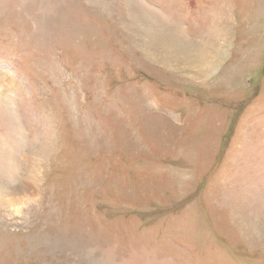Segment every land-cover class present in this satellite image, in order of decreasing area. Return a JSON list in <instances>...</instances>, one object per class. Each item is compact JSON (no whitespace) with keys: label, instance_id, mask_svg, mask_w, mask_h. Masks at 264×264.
Listing matches in <instances>:
<instances>
[{"label":"rangeland","instance_id":"rangeland-1","mask_svg":"<svg viewBox=\"0 0 264 264\" xmlns=\"http://www.w3.org/2000/svg\"><path fill=\"white\" fill-rule=\"evenodd\" d=\"M0 264H264V0H0Z\"/></svg>","mask_w":264,"mask_h":264},{"label":"bare ground","instance_id":"bare-ground-1","mask_svg":"<svg viewBox=\"0 0 264 264\" xmlns=\"http://www.w3.org/2000/svg\"><path fill=\"white\" fill-rule=\"evenodd\" d=\"M147 12V11H146ZM146 12H145V15H146ZM150 12V11H149ZM152 13V12H151ZM159 15V14H158ZM143 17H146V16H151V19L150 22H152V19L154 20V25L152 24V26H154L155 29H158L159 31V36H160V39H163L161 37L164 36V39H166L165 41H162L161 43L163 42H166V45L168 44V48L166 49H173V48H178L179 50V47H177L179 44L181 43H184V41H186L188 43L187 40L183 39V37L181 36V34L179 33L178 29H177V25L175 23H172L170 20H163V16H157V14H150L149 15H142ZM148 18V17H147ZM142 21V20H141ZM177 26V27H176ZM162 32V34H161ZM158 35V34H157ZM157 37V36H156ZM159 39V38H158ZM159 39V40H160ZM160 43V45H161ZM197 43H194V44H191V43H188L187 46H191L193 47L194 49H196V52L199 50V46L198 45H195ZM159 45V46H160ZM183 48V47H182ZM186 48V47H185ZM171 52V50H169ZM195 50H193V53L190 54L191 57H189V55H187V59H185V62H188L190 64H194V65H198V66H201V65H204L203 63V58H201V55L200 53L201 52H194ZM178 52H183L182 50H179ZM192 52V51H191ZM210 52V51H209ZM184 53V52H183ZM185 55V54H184ZM193 55V56H192ZM203 55V53H202ZM183 57V55H177L175 58L177 57ZM186 56V55H185ZM208 56V55H207ZM212 56V55H211ZM205 57V56H204ZM209 57V56H208ZM171 61L173 59H170ZM189 60H192L191 62ZM208 61V60H207ZM206 70V69H204ZM18 194V193H17Z\"/></svg>","mask_w":264,"mask_h":264}]
</instances>
